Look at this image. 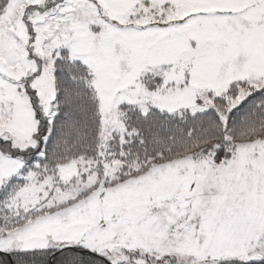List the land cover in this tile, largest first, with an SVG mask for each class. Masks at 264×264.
<instances>
[{"label":"snow or ice","instance_id":"obj_1","mask_svg":"<svg viewBox=\"0 0 264 264\" xmlns=\"http://www.w3.org/2000/svg\"><path fill=\"white\" fill-rule=\"evenodd\" d=\"M0 264H264V0H0Z\"/></svg>","mask_w":264,"mask_h":264}]
</instances>
